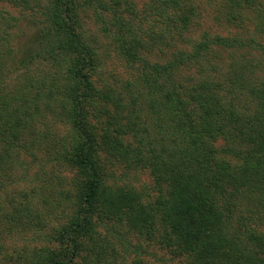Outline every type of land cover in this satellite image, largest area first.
I'll list each match as a JSON object with an SVG mask.
<instances>
[{
	"label": "trees",
	"instance_id": "trees-1",
	"mask_svg": "<svg viewBox=\"0 0 264 264\" xmlns=\"http://www.w3.org/2000/svg\"><path fill=\"white\" fill-rule=\"evenodd\" d=\"M0 1L33 12L32 34L19 39L20 19L0 10V219L35 237L12 252L0 239V264H118L126 235H154L155 212L192 264H264V232L237 212L245 201L264 208V0H226L217 17L242 27L251 16L250 35H205L164 63L143 57L145 42L123 22L120 49L142 65L129 98L99 84L80 32L81 11L104 1ZM157 2L158 21H170L153 48L198 16L196 0ZM17 166L24 187L7 190ZM117 168L148 169L167 194L147 206Z\"/></svg>",
	"mask_w": 264,
	"mask_h": 264
},
{
	"label": "rangeland",
	"instance_id": "rangeland-1",
	"mask_svg": "<svg viewBox=\"0 0 264 264\" xmlns=\"http://www.w3.org/2000/svg\"><path fill=\"white\" fill-rule=\"evenodd\" d=\"M102 1L105 2L106 8L101 7L100 4L95 1L92 7L81 11L79 14L80 32L83 34L84 42L90 45L96 52L98 66L95 76L99 84L101 86L108 85L128 98L130 94L134 95V97L139 96L142 65L138 60L129 59L120 49V43L116 37L122 29L121 24L123 22L130 21L136 32L135 37H137L139 41L142 40L147 43H144L143 46L140 45L138 52H140L143 57H147L152 63H164L169 60L176 51L189 50L190 45L186 44H189L190 40L202 42L204 41L205 35L215 38L217 36L230 37L236 34V32L242 35L244 32H246L247 35L254 32V25H252L250 16L251 14H256L254 11L248 14L250 17L244 19L241 27L237 25L238 23L231 25L227 23L225 19H222L221 22L217 20L219 14L224 10L223 5L226 3V0H196L195 5L198 16L194 20L189 31L185 33L184 37H179L177 34H173L174 37L170 35L166 38L165 44H160L159 47L153 48V33L155 31L160 32L170 21L168 16L161 19L160 22L158 21L159 17L154 12L158 5V2L155 4L156 0H121L122 5L118 10L113 0ZM153 4V9H151L150 6ZM0 10L6 11L10 15L20 19V30L17 33L19 39H25L26 36L32 34V30L29 31L30 25L26 21L27 18L33 16L32 11H25L22 8L15 7L3 1H0ZM116 19H123V21L120 22ZM131 35L127 34L128 38L131 39ZM220 53H223V51H220ZM224 56L227 62L231 61L230 54L227 55L225 53ZM258 57H261V55H258ZM41 70L42 68L38 69V71ZM258 76L260 79H264V64ZM8 78V84L14 83L15 74H10ZM141 114L144 120L147 112L142 111ZM48 124V129L50 131L51 129L63 131V129H60L59 125H55L52 121H49ZM63 133L65 135L66 131L64 130ZM27 159L29 163L30 159ZM24 168L25 167L17 166L15 171L9 174L7 180H3L2 186L6 185L7 190H12L14 187L23 188L25 184L23 181V177L25 176ZM48 169H50V166ZM52 171L54 170L51 168L50 172ZM116 171L122 178L123 186L132 188L142 194L147 206L149 205L153 208L154 204L157 203L162 196L167 194L166 185L157 184L156 179L148 169L117 168ZM29 178L31 180L34 179L32 176ZM14 181H17V183L11 185ZM248 208L249 210H253V212L247 211ZM237 212L238 214L247 216L246 218L248 219L251 217L252 219L250 218L247 224L254 229L264 232V208L256 207L253 203H246L245 201L239 206ZM154 215L156 216V230L154 235L148 237L132 234L126 235L129 245L126 250L123 249L120 251L122 257L118 264H192L190 253L183 247L175 245L167 237L166 227L159 213L155 212ZM3 226L5 228H3ZM1 232L5 235L0 237V239L4 243V248L8 249V252H12L14 249L22 247L23 245L27 246L35 243V237H33L31 232H12L8 229L7 223H3L0 219V233ZM137 245L140 246L141 250L138 251L134 249Z\"/></svg>",
	"mask_w": 264,
	"mask_h": 264
}]
</instances>
